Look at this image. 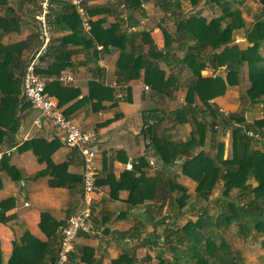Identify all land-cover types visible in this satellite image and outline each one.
Wrapping results in <instances>:
<instances>
[{"label":"trees","instance_id":"trees-1","mask_svg":"<svg viewBox=\"0 0 264 264\" xmlns=\"http://www.w3.org/2000/svg\"><path fill=\"white\" fill-rule=\"evenodd\" d=\"M159 1L156 0V3L162 4ZM164 1L169 14L162 18L164 24L160 29L165 43L160 48L152 31L132 32L128 31L129 26L124 27L128 18L132 19L131 13L119 15L117 21L109 27H104V18L91 19L90 32H86L76 7L70 0H63L59 10L52 8L50 19L53 29L70 30L71 33L60 39V45L52 46L51 41L47 55L54 57V61L49 68L44 71L39 68L38 72L56 77L48 81L46 91L59 98L61 105L74 98L77 89L63 85L59 76L63 69L71 65V56L77 53V50L68 48L69 43H81L87 52L94 48L95 56L101 51H120L116 63V81L121 88L132 79L141 77L144 69L145 82L154 92L172 96L176 90H186L185 103L172 111L176 119L183 123L188 121L192 126L191 134L186 140H176L167 134L168 129L164 123L168 115H152L145 120L143 129V134L149 139L145 153L133 162L132 168L125 170L119 178L113 172L96 177L97 186H110V197L113 200L125 202L124 207H116L110 214L104 215L103 222H111L113 216L117 220L125 219L130 210L141 206L145 209L138 224L120 232L121 238H132L147 248H158L155 256L149 249L143 258H139L135 249L129 252L126 250L113 258L110 264H245L243 257L226 238L223 229L236 223L237 234L242 237L262 235L261 245L264 249V149L258 148L260 140L249 134L252 131L264 136V116L250 122L245 116L246 108L228 114L226 124H230L231 120L236 121L231 134V157H225L224 142L217 144L216 154H209L205 146L209 122L213 128H220L219 107L212 104V100L224 95L230 87L240 84L242 67L247 62H250V99L253 103L264 100V17L248 26L241 8L247 0H189L195 7L204 2L202 8L191 14L184 11L185 0ZM259 1L264 6V0ZM10 2L11 0H0V8L3 10L0 14V147L6 142L11 147L17 144L16 130L23 123V112L32 105L23 96L22 90L25 66L22 55L29 48L30 42L21 40L5 44L2 41L6 34L20 30L25 17ZM142 2L143 0H128L126 10L141 9ZM20 3L27 6L26 14L38 22L40 5L35 0H21ZM87 8L90 15H95L108 7ZM205 10L209 16L204 14ZM37 25L40 28L39 22ZM168 25L174 26L175 31H170ZM245 27L247 40L250 42L247 53L251 52L253 55L250 60L246 58V51L229 44L233 41L234 31ZM37 38L39 43V29ZM99 46H102V50ZM181 48L183 53L179 51ZM161 63L169 67V74ZM207 68L213 71L224 68L226 73L204 75L202 71ZM99 69L103 70L101 67ZM90 99L115 102L116 88L103 80L90 81L89 94L71 104L65 114L69 117L72 110ZM152 112L157 113L158 110ZM60 145L57 139L49 141L44 137H33L24 141L18 149L21 152L32 150L40 162L47 163L41 174L51 176V186H77L78 193L82 194V175L69 173L68 162L55 163L52 158ZM214 145L216 143L211 144V148ZM153 157L158 159L161 169L157 168L156 174H149ZM177 157L183 159L182 174L198 182V196L210 201L214 189L222 181L223 194L226 196H229L233 188L238 187L241 193L248 194L250 198L242 203L230 200L227 206L225 203L221 207L216 203L221 209L217 214H211L207 205L196 220H188L178 227L167 224L159 232L156 222L158 213H162L165 206L173 205L172 194L180 187L170 174L163 176L165 170L162 168L173 165ZM9 159V155L4 154L0 161V172L6 170L12 177L19 179V176H14L16 168L10 164ZM252 178L257 181V185L249 184ZM121 191L127 192L126 198L120 197ZM181 199L176 198V201L182 209L184 204ZM16 205L14 196L0 201V223L7 224L14 218V214L8 212ZM174 217H178V214ZM150 224V232L155 236L152 238L150 234L143 237L145 228ZM39 225L45 238L27 229L21 240L14 241L13 252L7 263L3 260L0 241V264H58L64 222L55 220L50 212L43 211ZM80 236L90 237V234L82 233ZM75 248L79 251L73 250L66 264H103L101 258L94 256L92 246Z\"/></svg>","mask_w":264,"mask_h":264},{"label":"crops","instance_id":"crops-1","mask_svg":"<svg viewBox=\"0 0 264 264\" xmlns=\"http://www.w3.org/2000/svg\"><path fill=\"white\" fill-rule=\"evenodd\" d=\"M19 1L21 2V0ZM62 1L63 0H54L53 8L59 10ZM115 2H117V0H85L86 8L94 6L108 7L107 11H102L95 15L89 14L92 20L104 18L106 25H110L114 21L116 22L119 15L122 16V14L115 9ZM155 4L158 5L156 0ZM18 6L17 10L19 13L25 16L21 22V28L19 31L6 34L2 41L5 44H9L21 40H28L30 46L24 50L22 55V59L26 62L28 54L38 45V26H36L34 20L27 15V6L22 5V3H19ZM165 15L166 13L164 12V16ZM164 16L162 18H164ZM162 18L155 28L148 29L153 32L152 34L160 48L164 46V42H162L163 34L160 29L161 25H163ZM85 31L90 32V30ZM52 33V46H57L61 43L60 39L69 35L71 31L56 29L54 27ZM68 48L77 50V53L71 56V65L62 70L59 80L62 81L63 85L76 88L78 91L77 95L61 105L59 98L51 95L49 92L47 93L58 100L61 108L65 112L71 104L89 94L90 81L103 80L106 84L115 86L117 97L115 102L111 100L101 101L99 99H90L72 110L69 117L74 119L82 128L94 129L100 133V150L96 160L97 175L99 174V176L102 177L108 172H113L117 177H120L125 170L132 168L133 162L137 160V158L145 153L146 143L148 141L143 134V129L145 127V120L150 118V114L145 112L152 107H156V105L159 106L150 109L148 112L153 113L152 110L155 109L161 110L164 104H167L171 99L175 98L174 95L178 90L174 91L172 96H167L165 94L156 93L152 89H145V85L147 84L144 78V69L141 71V77L132 79L121 88V85L116 81V63L120 51L116 49L107 53L101 51L95 56L93 54L94 48H91V50L87 52L81 43L71 42ZM98 48L102 50V46ZM53 61L54 57L47 55L40 69L42 71L46 70L51 66ZM161 66L166 69L168 74L170 73L167 65L161 63ZM100 67L103 68V70L99 69ZM209 71L214 73V71L209 68L204 69L202 73L204 74V72ZM44 76L48 81H52L56 78L55 76ZM230 93L231 89L229 88L224 95L215 98L213 104L216 106L225 105L226 107H234L237 109V104H231L228 101L229 96H231ZM181 103L184 104L185 100H183V102L181 100ZM257 114H259L258 110ZM23 116V123L15 133V141L17 144L11 147L9 143L6 142L0 147V151L11 150L10 155L14 152V156L10 157L9 155V161L10 164L16 168L14 176H19V179H16L6 170L0 172V201L12 196H14L17 201L16 207L8 212V214H14V218L11 222L7 224L0 223V241L4 263H7L12 255L14 241H18L17 237L22 236L27 229L32 230L35 235L45 238L39 225L43 211L50 212L55 220L64 222V227L68 218L78 211L82 202V194L78 193L77 186H72V188L66 186H51V176L41 174V171L47 167V163L40 162L37 155L32 150L21 152L18 147L24 141L33 137H44L49 141L57 139L61 145L52 155L54 162H68L67 171L69 173L81 174L83 177L84 159L81 153L64 141L63 132L56 126L52 119L44 116L39 109L34 108L32 105L28 106L23 112ZM184 123L189 125L188 121ZM26 193L30 194L28 200L25 196ZM126 197L127 192L121 191V198ZM110 198L109 185L99 186V188L97 186L94 210L95 207H100L103 211H106V209L111 210L107 205L109 204L108 200ZM26 203L29 204L26 205ZM114 203V205H119L114 208L125 206L123 200H117ZM128 218H131L129 213L124 221H128ZM114 220L106 224L109 226ZM12 221H15L16 224H11ZM126 226L127 224L125 227ZM18 228H20V231H18ZM127 229L123 228L120 232ZM106 231H108V229ZM99 257L102 258L101 254Z\"/></svg>","mask_w":264,"mask_h":264},{"label":"rangeland","instance_id":"rangeland-1","mask_svg":"<svg viewBox=\"0 0 264 264\" xmlns=\"http://www.w3.org/2000/svg\"><path fill=\"white\" fill-rule=\"evenodd\" d=\"M40 0H35L36 4H39ZM69 2V0H67ZM204 1V0H203ZM161 7L155 4V0H143L141 9H136L133 11H127L126 7H122V0H117L115 2V9H117L122 16L132 14L133 19L131 20L128 18V22L125 25L129 26L128 31H138V30H148L155 28L161 18L164 16V12L169 14L168 9L164 7L165 4H167L164 0L159 1ZM15 8H18L20 1L19 0H11L10 2ZM126 4V3H125ZM204 6V2L201 3L199 6L195 7L189 0L184 1V11L188 14L193 13V11L198 10L199 8H202ZM263 4L259 0H247L245 4L241 6L244 17L247 20L248 26H251L255 21H257L260 18L264 17V8ZM164 11H162V10ZM107 8H104V11H107ZM128 12V13H127ZM3 13V10L0 8V14ZM204 14L208 15V12L205 10ZM117 21V20H116ZM115 22V21H114ZM112 22V23H114ZM34 23L36 26H38L37 20H34ZM111 23V24H112ZM110 24V25H111ZM164 24V22H163ZM110 25H106L104 22V27H109ZM166 26V25H165ZM39 29V28H38ZM168 29L172 32H174V26L169 27ZM163 34V33H162ZM247 27L243 29H239L234 31L233 33V41L230 42V46H237V48L241 51H246V58L248 60L252 59L253 55L251 52H248V47L250 46V42L247 40ZM165 43V39L163 36V41ZM163 43V44H164ZM180 53L183 51V48H181ZM262 51H264V47L262 48ZM250 62H247L242 67V72L240 76V84L235 87H230L231 89V96H229L228 101L229 103L237 104L238 108L234 107H226L225 105L219 107V125L220 128H213L212 124L209 122L208 127V135H207V144L205 146V150L209 154H216L218 147L217 144L220 142H224L225 144V157H231L232 156V129L236 125L235 120H231L230 124H226V120H228V114H233V112H240L241 109L246 108L245 116L248 121L254 122L255 119L261 118L264 116V100L263 102H252L251 97L248 94V88L251 85L250 81ZM226 71L224 68L219 69L218 71L211 72H204L205 75H216V74H222L225 75ZM67 86V85H66ZM147 86L149 88H147ZM145 89H151L149 85H145ZM175 98L171 99L167 104H164L161 110H158L157 113H149L150 109L157 108L159 105H156V107H152L148 109L145 113L150 114V116L158 115L166 116L164 125L167 126V134L171 135L176 140H186L192 130V126L189 123V125H186V123L180 122L178 118H175V115L172 114L173 109L180 106L181 100H185L186 93L184 89L178 90L177 93L174 95ZM258 103V104H257ZM213 104V103H212ZM222 108V109H221ZM257 110L258 113L257 114ZM228 112V114L226 113ZM259 116V117H258ZM153 120V117H151ZM211 117H209V121H211ZM225 125V126H224ZM225 130H223V128ZM222 129V130H221ZM213 131V132H212ZM149 141V139H147ZM214 145V147L211 148V144ZM147 144V143H146ZM260 149H264V141H260L259 145L257 146ZM1 149V148H0ZM14 156V152H12V155ZM152 168L149 170V174H156L157 168L161 169V165L159 164V161L157 158H152ZM183 159L182 158H175L174 164L164 167L162 169L165 170V174L163 175L166 177L167 174H170L174 181H176L180 187L177 188L173 194H172V200L173 205L171 207L165 206L162 210V213H158V219L156 222H158V231L161 232L164 230L165 226L167 224H170L172 227H178L181 225H184L188 220H196L198 215L203 211V208L208 205L210 209L211 214H217L220 212V208L217 204H220V207L222 204L232 200L237 203H242L247 198H250L248 194L241 193L240 189L233 188L230 191L229 196H226L223 194L224 186L222 181L220 184L214 189L212 195L210 196V201L207 199H204L200 196H198L196 192V187L198 182L191 179L190 177L182 174L181 171V163ZM160 166V167H159ZM174 173L178 174L177 176L174 175ZM99 176V174L97 175ZM168 176V175H167ZM119 178V177H118ZM249 184L252 186L257 185V181L252 178L249 181ZM99 188V186H98ZM25 196L30 198V194L26 193ZM121 197V193H120ZM182 198L181 201L184 204V207L181 209L178 207V202L176 201V198ZM218 200L217 202L215 200ZM31 201V200H30ZM109 206L110 209H106V211L101 210L100 207H95L94 210V216H93V223L95 227V232L90 233V237L84 238L83 236H78L74 241V249L78 250L79 246L88 245L92 246L94 249V256L96 258H100V254L102 256V263L103 264H110L113 258L118 257L122 252L128 250L132 251L135 249L137 255L139 258H143L148 253V250L152 251L151 253L155 256L156 252L158 251V248H154L151 246H148L149 248L142 246L137 243L136 240L126 238L122 239V235L120 234V230L123 228L127 229L131 226H134V224H138L137 222L139 219H141L142 213H144V209L141 206L134 207L133 210L129 212V215H131V218H128V221H124V219L117 220L115 217L112 218L114 220L109 226L105 224L103 221V216L110 214L112 210H114L115 206H119L118 204L114 205L117 200H113L110 198L109 200ZM217 203V204H216ZM210 205V206H209ZM97 206V205H96ZM113 208V209H112ZM103 211V212H102ZM184 212V213H182ZM178 214V217H174L175 214ZM146 218V217H145ZM11 222V221H10ZM11 224H16L15 221H12ZM18 224V223H17ZM127 226L125 227V225ZM108 228V231H105V229ZM237 224L231 225L230 228L223 229V232L228 239V241L231 243L234 250L237 251V253L240 254V256L243 257V260L245 264H264V249L261 245L262 235H257V237H242L237 234ZM152 230V225L150 224L147 228H145L143 232V237L149 236L152 234V238L155 236L154 233L150 232ZM18 231H20V228H18ZM254 233H256L254 231ZM23 236V235H22ZM22 236H18V241L21 240ZM139 244V245H138ZM160 249V248H159ZM81 253V252H80ZM157 262V259L154 260V263ZM70 263V262H69ZM85 264V263H81Z\"/></svg>","mask_w":264,"mask_h":264},{"label":"built area","instance_id":"built-area-1","mask_svg":"<svg viewBox=\"0 0 264 264\" xmlns=\"http://www.w3.org/2000/svg\"><path fill=\"white\" fill-rule=\"evenodd\" d=\"M70 1L82 17L84 30H90L91 17L86 8L85 0ZM122 1V7H126L125 3L128 0ZM39 5L40 12L37 19L40 25V38L36 48L26 58L22 75L23 96L34 108L39 109L44 116L54 121L56 126L63 132L64 141L80 152L84 159L82 202L78 211L68 218L61 232L58 264H66L70 253L74 249L75 239L82 233L95 232L93 216L97 190L96 160L100 150L101 138L98 131L82 128L74 119L68 117L58 100L51 97L46 91L48 79L39 73L38 69L47 56L52 41L53 27L50 16L54 0H40ZM147 88L149 87L147 86ZM226 113L228 114V112ZM249 134L260 141H264V136L260 133L251 131ZM4 154L10 155L11 150L0 151V161ZM151 163H153L152 159ZM28 204L26 203V205Z\"/></svg>","mask_w":264,"mask_h":264}]
</instances>
